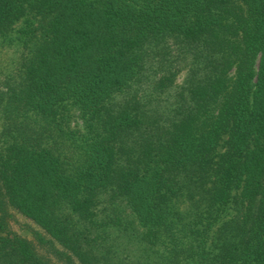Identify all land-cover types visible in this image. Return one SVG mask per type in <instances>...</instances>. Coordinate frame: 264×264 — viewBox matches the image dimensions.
I'll use <instances>...</instances> for the list:
<instances>
[{
    "label": "trees",
    "instance_id": "trees-1",
    "mask_svg": "<svg viewBox=\"0 0 264 264\" xmlns=\"http://www.w3.org/2000/svg\"><path fill=\"white\" fill-rule=\"evenodd\" d=\"M24 18L0 85V264H62L9 231L12 207L67 264H121L102 195L144 227L146 264H264V0H0V36Z\"/></svg>",
    "mask_w": 264,
    "mask_h": 264
},
{
    "label": "rangeland",
    "instance_id": "rangeland-1",
    "mask_svg": "<svg viewBox=\"0 0 264 264\" xmlns=\"http://www.w3.org/2000/svg\"><path fill=\"white\" fill-rule=\"evenodd\" d=\"M32 21L33 19L31 18H24L15 25L11 32L0 36V85L18 66L20 54L24 45L23 40L27 36L25 28L29 27L28 25ZM151 72L152 78L157 79L158 77L155 76V72ZM156 74H158V72ZM185 74L186 73L184 72L179 77L177 81L178 85L184 82ZM152 85V83L146 82L141 87L142 93L151 97L153 104L162 109L173 108L176 104V91L178 86L170 88L167 92H162L153 90ZM2 125L3 121L0 116V133ZM103 197L104 199H102L101 206L108 207L109 210H112L113 207H115L119 210L121 216L123 217V225L115 228L111 232L110 238L115 251L123 260L121 264H135L138 261H140L141 264H146V262L151 259H148V252L144 251L145 243L142 233L145 229L137 219L128 202L117 201L115 203H111L108 195H102V198ZM11 213L13 215L9 228L11 233H17L32 241L40 253L50 256L55 262L67 264L65 259L58 257V254H56L51 248V245L43 244V242H41V237L50 239V236L46 233L44 228L16 208L12 207ZM55 246L59 250L62 249L56 242ZM74 260L76 261V264H81L76 257H74Z\"/></svg>",
    "mask_w": 264,
    "mask_h": 264
}]
</instances>
